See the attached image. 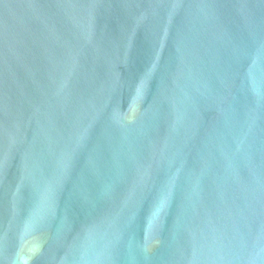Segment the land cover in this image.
<instances>
[{
    "label": "water",
    "instance_id": "obj_1",
    "mask_svg": "<svg viewBox=\"0 0 264 264\" xmlns=\"http://www.w3.org/2000/svg\"><path fill=\"white\" fill-rule=\"evenodd\" d=\"M0 264H264V0H0Z\"/></svg>",
    "mask_w": 264,
    "mask_h": 264
}]
</instances>
